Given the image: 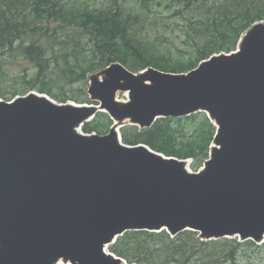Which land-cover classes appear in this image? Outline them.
<instances>
[{
    "label": "water",
    "instance_id": "95a60500",
    "mask_svg": "<svg viewBox=\"0 0 264 264\" xmlns=\"http://www.w3.org/2000/svg\"><path fill=\"white\" fill-rule=\"evenodd\" d=\"M237 50L188 74L113 63L91 75L90 105L0 98V264H128L108 250L127 232L263 244L264 22ZM99 113L114 122L109 134H84ZM197 113L217 128L199 173L122 140L126 125Z\"/></svg>",
    "mask_w": 264,
    "mask_h": 264
},
{
    "label": "trees",
    "instance_id": "16d2710c",
    "mask_svg": "<svg viewBox=\"0 0 264 264\" xmlns=\"http://www.w3.org/2000/svg\"><path fill=\"white\" fill-rule=\"evenodd\" d=\"M125 2L115 0L113 7L91 11L71 0H0V53L24 58L37 68L31 91L45 79L39 92L59 103L86 104L84 89L82 100L59 95L47 87L55 79L46 77L54 75L63 85L87 86L90 75L116 62L133 73L148 68L189 73L214 55L236 51L243 35L264 22V0H136L134 8L125 7ZM52 23L59 30H51ZM148 24L179 35L174 40L143 35ZM112 125L106 113H99L82 130L103 136ZM216 131L207 115L198 113L159 119L150 129L127 125L122 138L130 146L144 144L166 156L192 159V169L198 171L209 159ZM245 249L262 251L264 245L227 238L201 241L191 231L172 238L164 231L127 232L109 248L129 264H239Z\"/></svg>",
    "mask_w": 264,
    "mask_h": 264
},
{
    "label": "rangeland",
    "instance_id": "374dc122",
    "mask_svg": "<svg viewBox=\"0 0 264 264\" xmlns=\"http://www.w3.org/2000/svg\"><path fill=\"white\" fill-rule=\"evenodd\" d=\"M70 1V0H69ZM115 0H71V3H76L79 7L87 8L88 10H102L108 7L115 6ZM124 1V0H122ZM125 7L134 8L137 6L136 0H126L124 3ZM51 30H59V26L57 24H49ZM143 35L149 34L150 37L153 36H164L174 40L177 38L179 33L174 30H170L165 32L163 28L159 30L155 27H151L149 24L146 26V29L143 30ZM13 56L11 54H2L0 53V93L5 96L3 100L7 101L12 96L18 97L23 96L25 93L31 92V86L36 81L38 76L37 68L32 65L30 62L26 61L24 58H18L17 60L12 59ZM90 77L87 86H83L82 84L75 85H63L64 83L59 82L58 78L54 75H48L46 80L55 79V81H51L47 83V87L50 88L56 94L67 93L69 96L76 97L78 99L80 96V89H84L86 93L85 98L88 103L91 104L92 101L90 96L88 95V88L90 84ZM45 79H42V83L38 82L36 84L34 92H39V89L45 86L43 83ZM32 91V92H33ZM26 95V94H25ZM1 98V97H0ZM118 98L121 101L128 100V94L119 93ZM71 103H76L78 105H83L84 103H77L75 101H69ZM235 239V238H232ZM264 244H261L262 246ZM62 264H65L61 262ZM239 264H264V249L262 251L256 249H245L241 252L238 257Z\"/></svg>",
    "mask_w": 264,
    "mask_h": 264
},
{
    "label": "bare ground",
    "instance_id": "6f19581e",
    "mask_svg": "<svg viewBox=\"0 0 264 264\" xmlns=\"http://www.w3.org/2000/svg\"><path fill=\"white\" fill-rule=\"evenodd\" d=\"M60 264H62V263L60 262Z\"/></svg>",
    "mask_w": 264,
    "mask_h": 264
}]
</instances>
